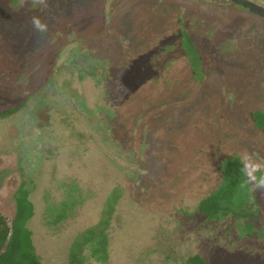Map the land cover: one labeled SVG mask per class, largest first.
<instances>
[{"label": "rangeland", "instance_id": "rangeland-1", "mask_svg": "<svg viewBox=\"0 0 264 264\" xmlns=\"http://www.w3.org/2000/svg\"><path fill=\"white\" fill-rule=\"evenodd\" d=\"M46 3L0 0V213L27 189L40 263L264 264V189L246 183L254 217L197 212L225 163H264V21L227 0Z\"/></svg>", "mask_w": 264, "mask_h": 264}, {"label": "trees", "instance_id": "trees-1", "mask_svg": "<svg viewBox=\"0 0 264 264\" xmlns=\"http://www.w3.org/2000/svg\"><path fill=\"white\" fill-rule=\"evenodd\" d=\"M15 109L0 112V118ZM258 128L261 129L260 127ZM227 165H232L235 171H232L233 169L228 168ZM223 167L226 170H223L224 177L221 185L202 200L197 212L201 215H206L210 219L222 217L228 213L236 216L254 217L246 207L250 192L249 188L247 189L245 176L241 172V163L237 160H231L225 163ZM27 196V189H20L16 192V211L10 224L0 213V264H41L40 259L34 252L31 232L25 226V222L33 214L32 206ZM94 234L92 236L93 240L90 242L92 244L100 243L103 247L106 242V234L104 232L101 233V231H96ZM85 243L89 246L88 242ZM91 250L94 251L93 248ZM197 261L192 260L191 262L189 260L188 264H196ZM199 261L198 264H201V260ZM79 262L82 263L81 260L75 259L72 264H80Z\"/></svg>", "mask_w": 264, "mask_h": 264}, {"label": "clouds", "instance_id": "clouds-1", "mask_svg": "<svg viewBox=\"0 0 264 264\" xmlns=\"http://www.w3.org/2000/svg\"><path fill=\"white\" fill-rule=\"evenodd\" d=\"M31 3L34 7L40 4L47 7L46 0H31ZM31 23L37 30L41 32L47 31V25L42 24L38 17L33 16ZM239 160L242 165L241 172L246 177V183L252 186V190L264 189V175L259 177L256 175L264 170V163L257 162L254 155L246 150L240 155Z\"/></svg>", "mask_w": 264, "mask_h": 264}, {"label": "water", "instance_id": "water-1", "mask_svg": "<svg viewBox=\"0 0 264 264\" xmlns=\"http://www.w3.org/2000/svg\"><path fill=\"white\" fill-rule=\"evenodd\" d=\"M233 4H236L238 6H242L243 8L249 10V12L257 18L264 20V8L258 6L256 3H252L247 0H227Z\"/></svg>", "mask_w": 264, "mask_h": 264}, {"label": "flooded vegetation", "instance_id": "flooded-vegetation-1", "mask_svg": "<svg viewBox=\"0 0 264 264\" xmlns=\"http://www.w3.org/2000/svg\"><path fill=\"white\" fill-rule=\"evenodd\" d=\"M233 4V3H232ZM236 5V4H235ZM238 6V5H237ZM242 7V6H241ZM249 11V10H248ZM264 21V20H263Z\"/></svg>", "mask_w": 264, "mask_h": 264}]
</instances>
